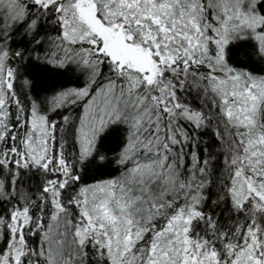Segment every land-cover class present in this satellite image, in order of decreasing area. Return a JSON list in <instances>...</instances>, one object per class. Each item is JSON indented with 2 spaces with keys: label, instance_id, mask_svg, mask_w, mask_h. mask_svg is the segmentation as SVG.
Wrapping results in <instances>:
<instances>
[{
  "label": "snow or ice",
  "instance_id": "1",
  "mask_svg": "<svg viewBox=\"0 0 264 264\" xmlns=\"http://www.w3.org/2000/svg\"><path fill=\"white\" fill-rule=\"evenodd\" d=\"M0 264H264V0H0Z\"/></svg>",
  "mask_w": 264,
  "mask_h": 264
}]
</instances>
